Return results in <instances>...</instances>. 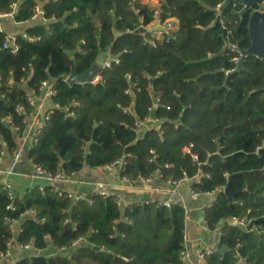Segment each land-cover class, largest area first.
Returning a JSON list of instances; mask_svg holds the SVG:
<instances>
[{"label": "trees", "instance_id": "obj_1", "mask_svg": "<svg viewBox=\"0 0 264 264\" xmlns=\"http://www.w3.org/2000/svg\"><path fill=\"white\" fill-rule=\"evenodd\" d=\"M130 1L0 0V14L12 13L15 23L32 21L35 7L41 12L15 35L14 53L3 49L0 31V155L15 159L16 137L34 111L29 93L40 97L41 83H51L52 108L24 151L32 165L74 176L126 156L118 172L132 182L158 174L165 183L185 173L199 195L215 193L204 220L220 237L207 264H264V63L243 54L259 6L243 12L236 1L163 0L158 22L175 19L177 30L149 44L151 34L140 30L154 10L137 0L135 13ZM99 56L109 65L99 68L98 82H67ZM149 117L159 127L139 132ZM12 221H21L18 230ZM184 222L181 204L121 208L113 194L73 204L49 187L9 198L0 185V252L12 242L64 249L15 264H183Z\"/></svg>", "mask_w": 264, "mask_h": 264}, {"label": "crops", "instance_id": "obj_2", "mask_svg": "<svg viewBox=\"0 0 264 264\" xmlns=\"http://www.w3.org/2000/svg\"><path fill=\"white\" fill-rule=\"evenodd\" d=\"M139 3L142 5H146L148 8L153 10L159 9L160 6H165L163 0H140ZM261 6L264 7V3H261ZM37 18V21H39V17ZM32 22H34V20L26 24H19L15 23L11 18L0 17V31H3L8 35L15 36L17 33L22 32L24 27L30 25V23ZM43 94L45 93H42V95ZM42 99V102H44L43 107L41 109H38L37 111L35 109V113L33 116L31 112L28 121L25 123L23 132L16 137L18 150L15 156L20 154V156H18V159H11L9 158V156L4 155L0 161V182L9 181L12 185L14 193L21 192L24 189L44 187L47 185V182L45 180L33 175L34 173L32 171V164L27 160L26 154L24 152L26 147L30 146L32 142H34V128L42 124V117L44 113L52 108L50 98L43 96ZM150 126L155 128L159 127L156 123H151L146 126H139L138 131L140 132L142 129ZM98 169L99 168H84L81 172L76 174L75 179L77 180V183L74 184L75 186H68L67 188L69 190L84 193L85 190L89 189V186L86 184H81L80 182H86L85 180L88 179L92 174L98 175L97 177H100V180H102V182H104L105 184L118 183V170H114L113 172L110 169H106V173H103L104 175H102L99 173ZM191 183L192 181L190 179H186L181 184H179L178 187H176V190L183 196L185 209L187 210V230L184 235V242L191 252L190 259L185 261L183 264L195 263L194 251L196 249L204 248L211 251L216 250L220 237L218 229L209 231L207 228H204L202 226V221L204 219V208H206L213 202L215 193L202 194L197 198H193L189 193ZM166 188L167 185L159 180V178H156L150 184H141L130 190L117 189L116 193L120 196V198H122L121 208H124L132 201H140L142 199H166L168 195L164 194L161 191V189ZM20 223L21 221H16L14 223V230H16V228L17 230L19 229ZM31 254L32 253L26 252L21 249L19 245L11 243L7 259L3 262H0V264H15V262L19 259ZM34 254H36V256L43 255L45 257H51L59 254V251L48 247L45 250L36 251Z\"/></svg>", "mask_w": 264, "mask_h": 264}, {"label": "built area", "instance_id": "obj_3", "mask_svg": "<svg viewBox=\"0 0 264 264\" xmlns=\"http://www.w3.org/2000/svg\"><path fill=\"white\" fill-rule=\"evenodd\" d=\"M136 2H137V0H131L129 5H130L131 9L135 13H138V10L135 9ZM15 7H16V4L13 3L12 4V8L15 9ZM34 13H35V15L33 16L32 20H34V22H36L37 19H38L37 17H39V19L41 20V18H40L41 17V12H40L39 7H35ZM158 15H159V9H155L154 13H153V18H154L153 22L150 25H148L147 27L141 26V28L146 29V30L155 29V31L147 32V33L151 34V37L146 40V42L149 43V44H154V40H161V39H164V38L166 40H168L169 38H171L173 36L174 32L177 30V21L175 19H167L163 23H159L158 22ZM0 17H7V18L13 19V14L12 13L0 14ZM14 40H15V36L6 34L5 42L3 43V49H10L11 52L14 53L16 51V47L14 46ZM115 62H118V61L115 60ZM105 65L108 66L109 64H108V61L104 59V66ZM127 78L129 79L130 76L127 75ZM99 79H100L99 75L97 74L91 80V82L92 83L98 82ZM39 91L42 92V93H45V94L41 95L40 97H37V96L34 95V92H30L29 96H28V101H29L30 106L34 107V110L36 109V111L38 109H41L43 107V105H44V102H42V100H43L42 97L43 96H45L47 98H50L53 95L51 83H48L46 81L41 83V85L39 87ZM38 98H40V99H38ZM154 101H155V105L154 106L155 107L158 106L157 104H158L159 100L155 99ZM49 110L44 113V115L42 117L43 122H44L45 119H47V115H48ZM18 112L20 113L21 110L18 109ZM34 113H35V111L32 112V116L34 115ZM1 122H5L7 124H11L10 119H7V118L6 119H2ZM43 122H42V124L40 126L34 128V139H35L36 134H38V131L43 126ZM151 123H156L158 125L159 122L157 120H154V119L149 117L144 122H141V123L137 124V129L141 125H145L146 126V125L151 124ZM11 126H13V125H11ZM11 129H14L15 131H18V128L14 127V126ZM185 151L189 152V149H185ZM18 156H20V154L15 156V160L18 159ZM2 157L3 156L0 155V161H1ZM193 158L195 159L196 157L194 156ZM125 159H126V156H122L120 159H118L115 162H113L110 166L117 167L118 171H119L120 168L124 166ZM32 169H33L32 171L34 173L33 174L34 176L39 177V178H41V179H43V180H45L47 182L46 186L38 187L39 191H43V189L45 187H49L50 190L53 193H55L58 197L66 198V199L70 200L73 204H77V203H79V202H81V201L86 199L87 195H83L80 192L69 190L67 188L68 186H72V187L75 186L74 184L77 183V180L75 179L76 175L67 176L62 171H59V172H57L55 174H49V173H46L40 167L34 166V165H32ZM156 178L160 179V176L158 174H156V175H154V177H148V178L140 177L137 182H132L128 177L119 176L117 184H107V183L105 184L102 181H98V182L93 183V184H86V182H84V181H82L80 183L81 184H86L89 187L92 186L94 188V193H91V194H95V195L101 196L103 198L108 197L109 195H112V194L115 195V202L118 205L121 206L122 205V198H120V196L116 193L117 189L130 190V189H133V188H135V187H137L138 185H141V184H150ZM186 179H188V178H187L186 174L184 173L182 178H180L179 180L165 182V184L167 185V188L166 189H161V191L164 194L168 195V197L166 199H163V200L142 199L140 201H135V202H137L139 204H143V203L147 204L150 201H155L159 205L164 206L166 208H169L173 204H181L183 206V208L185 209L183 196H182L181 193H179L176 190V187H178V185L181 184ZM0 185L7 192V195H8L9 198H13L14 197L15 193H14L12 185H11V183L9 181H1ZM189 193H190V195L193 198H197V197L200 196L195 190H193L191 188V186L189 188ZM186 211L187 210L185 209L184 235H185V232L187 230ZM15 222L16 221H12L11 222V226H10V228L13 231H14V226L13 225H14ZM232 223L234 225H244L245 224V220L244 219H241V220L233 219ZM202 226L204 228H207V224H206V221L204 219L202 221ZM219 234H220V231H219ZM82 243H84V239H82V238H80L78 240H75V241H73L70 244V248H75V247L79 246ZM12 244H14V243L12 242ZM19 246L24 251L30 252L32 254H34L36 251H39V250H35L33 248V244L31 242H28V243H25V244H22V245H19ZM63 250L64 249H60L58 251L60 252V251H63ZM8 251H9V248L4 253L0 252V262H3V261H5L7 259ZM210 253H211V250H209V249H204V248L196 249L194 251V256H195V263L194 264H207V262H206L207 261V256ZM34 255H36V254H34ZM190 257H191V252L189 251V249L187 248V246L185 245V242H184L183 243V248L180 251V259L184 263L185 261L190 259Z\"/></svg>", "mask_w": 264, "mask_h": 264}, {"label": "water", "instance_id": "obj_4", "mask_svg": "<svg viewBox=\"0 0 264 264\" xmlns=\"http://www.w3.org/2000/svg\"><path fill=\"white\" fill-rule=\"evenodd\" d=\"M231 1H236L243 5L242 11H247L252 7L253 4L260 5L264 3V0H245L246 4H243L241 0H226V3ZM248 30L251 39L250 48L243 54L246 56L248 54H254L259 57L264 63V7L261 12L258 10L254 11L248 22ZM143 33L155 31V29L146 30L141 28ZM118 34H115L117 36ZM104 67V57L99 56L94 66L82 74H78L76 69L73 70L71 75L68 76L67 82L69 83H84L91 82V80L98 74L99 68ZM225 193L229 194V184L225 188ZM98 247H93V250H98Z\"/></svg>", "mask_w": 264, "mask_h": 264}, {"label": "rangeland", "instance_id": "obj_5", "mask_svg": "<svg viewBox=\"0 0 264 264\" xmlns=\"http://www.w3.org/2000/svg\"><path fill=\"white\" fill-rule=\"evenodd\" d=\"M241 2L243 3V4H246V1L245 0H241ZM259 6V8H258V11L259 12H261L262 11V9H263V6H261V4L260 5H258ZM154 24V23H153ZM150 27V26H149ZM106 169H110V170H112L113 172H114V170H118V168L117 167H112V166H108V167H100L99 169H98V171H99V173L100 174H102V175H104L103 173H106ZM96 174H92V175H90V177L88 178V179H86L85 181H86V184H93V183H96V182H98V181H102V180H100L101 178L100 177H97L98 175H96ZM91 193H94V188L92 187V186H90L89 187V189H87V190H85L84 191V193L82 192V194H91ZM203 199V198H202ZM213 238V237H212Z\"/></svg>", "mask_w": 264, "mask_h": 264}]
</instances>
